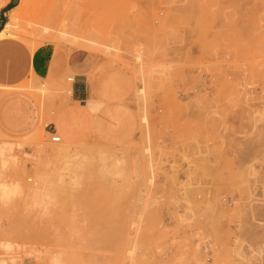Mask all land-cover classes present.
Instances as JSON below:
<instances>
[{
	"label": "rangeland",
	"instance_id": "1",
	"mask_svg": "<svg viewBox=\"0 0 264 264\" xmlns=\"http://www.w3.org/2000/svg\"><path fill=\"white\" fill-rule=\"evenodd\" d=\"M33 3L0 37L126 65L137 127L122 144L53 142L45 116L25 138L0 133V190H23L0 198V264H264V0ZM69 96L35 97L47 115Z\"/></svg>",
	"mask_w": 264,
	"mask_h": 264
},
{
	"label": "crops",
	"instance_id": "2",
	"mask_svg": "<svg viewBox=\"0 0 264 264\" xmlns=\"http://www.w3.org/2000/svg\"><path fill=\"white\" fill-rule=\"evenodd\" d=\"M8 12L14 7L7 4ZM0 12V18L6 14ZM3 23L0 21V30ZM0 37V133L25 138L40 129L62 135L70 142H89L99 137L111 144H122L137 127L134 109L127 105L135 80L130 69L95 62L91 54L67 50L53 44L32 52L23 42ZM15 38V37H14ZM17 39V38H16ZM69 73L71 95L50 114H44L39 100L18 89L29 78L56 86ZM92 102L97 110L89 106ZM125 102V104H124ZM60 137V136H59Z\"/></svg>",
	"mask_w": 264,
	"mask_h": 264
},
{
	"label": "bare ground",
	"instance_id": "3",
	"mask_svg": "<svg viewBox=\"0 0 264 264\" xmlns=\"http://www.w3.org/2000/svg\"><path fill=\"white\" fill-rule=\"evenodd\" d=\"M36 1H38V0H20V5L19 6H16V7H14V8H12L11 10H9L8 12H7V21L5 22V24H4V28L0 31V35L2 34H4V29H6L7 27H9L11 24H13V25H16V26H18V28H26L27 26H29V23H27V24H23L22 23V21L23 20H25L29 15H30V13H32V11L33 10H35L34 8H33V5H32V3L33 2H36ZM39 1H42V4H49L50 5V7H49V10L51 11V12H55V13H57V14H59V15H63L64 13H66V12H68L69 11V9H68V7L67 6H65V5H61L59 8H55V6L56 5H59V3L58 2H62L63 0H39ZM7 2H5V3H2L1 5H2V7H6L7 6ZM33 4H35V3H33ZM43 9H45V8H43ZM42 8H41V10H43ZM39 10H40V8H39ZM40 12V11H39ZM28 20V19H27ZM25 22V21H24ZM21 28V29H22ZM55 28H57V29H59L60 28V25L57 23L56 24V26H55ZM24 30V29H23ZM72 80V78H69V81H71ZM70 84H68V83H65V82H61V84H60V87H58L56 90H50V88L49 87H46L44 84H41V87H38V88H36V94H33L34 96H37L38 98H44V97H49V96H51V95H60V92L62 91V90H65V92L68 94V95H71V89H70ZM51 92H54L53 94H51ZM94 104L92 103V102H89V106L90 107H92ZM254 143V142H253ZM64 146H65V143L63 144V146H62V150L64 149ZM114 165L117 167V161L114 163ZM114 166V167H115ZM255 182V181H254ZM255 186V185H254ZM257 186V185H256ZM250 187V186H249ZM251 188V187H250ZM249 190V189H248ZM255 190V189H254ZM21 192H23V190H22V188L20 187V185L19 186H17V187H14V188H4V187H2V189L0 190V198L4 201V200H9L10 198H11V196L13 195V194H17V193H21ZM250 192V191H249ZM254 192V191H253ZM27 195H29V198H28V200H27V204L28 205H33V206H44V205H46V198L45 197H43V196H39V195H30V194H28L27 193ZM249 195V194H248ZM254 195H256V194H254ZM258 195H260V194H258ZM252 196V195H251ZM257 196V195H256ZM253 197V196H252ZM252 197L250 198V200L252 199ZM257 198V197H256ZM254 200H256V199H254ZM252 201V200H251ZM250 202V201H249ZM253 202V201H252ZM258 204H257V203ZM253 203H255V204H257V205H260L259 203L260 202H258V199H257V201H254ZM262 203V202H261ZM254 204V206H253V209H256L258 206H256ZM263 204V203H262ZM253 205V204H252ZM264 205V204H263ZM262 205V206H263ZM247 207H249V206H247ZM259 207H261V206H259ZM261 210H263L262 208H260ZM248 210V209H247ZM252 211V210H251ZM249 212H250V209H249ZM253 212V211H252ZM251 212V213H252ZM255 212H253V214H254ZM257 213V212H256ZM260 213V212H259ZM263 213V212H262ZM258 214V213H257ZM259 215V214H258ZM261 215V214H260ZM254 216V215H253ZM252 216V217H253ZM254 218H255V220H256V215L254 216ZM264 217H262V219H263ZM250 220V219H249ZM260 221H261V218H260ZM262 222H263V220H262ZM262 222H259V223H261V227H262ZM264 223V222H263ZM254 225V224H253ZM257 226V225H256ZM259 226V227H260ZM263 228H264V225H263ZM255 232V231H254ZM262 232V231H261ZM257 237V236H256ZM259 237H261V236H259ZM256 239V238H255ZM257 242V241H256ZM259 242V241H258ZM264 242V241H263ZM260 251V250H259ZM256 253V252H255ZM39 254H41L40 252H39ZM43 256V255H42ZM262 258H260V260H261ZM263 261V260H262ZM261 261V262H262ZM44 262L46 263V264H64L63 263V260H62V257L61 256H58V255H56V254H51V253H46V255H45V260H44ZM202 262V261H201ZM253 262V261H252ZM257 262V261H256ZM204 263H205V261H204ZM258 264V263H257Z\"/></svg>",
	"mask_w": 264,
	"mask_h": 264
},
{
	"label": "built area",
	"instance_id": "4",
	"mask_svg": "<svg viewBox=\"0 0 264 264\" xmlns=\"http://www.w3.org/2000/svg\"><path fill=\"white\" fill-rule=\"evenodd\" d=\"M51 139H52L53 142H56V143L61 141L60 137L58 135H56L55 133L52 134V138Z\"/></svg>",
	"mask_w": 264,
	"mask_h": 264
},
{
	"label": "water",
	"instance_id": "5",
	"mask_svg": "<svg viewBox=\"0 0 264 264\" xmlns=\"http://www.w3.org/2000/svg\"><path fill=\"white\" fill-rule=\"evenodd\" d=\"M19 0H13V3L16 4Z\"/></svg>",
	"mask_w": 264,
	"mask_h": 264
},
{
	"label": "trees",
	"instance_id": "6",
	"mask_svg": "<svg viewBox=\"0 0 264 264\" xmlns=\"http://www.w3.org/2000/svg\"><path fill=\"white\" fill-rule=\"evenodd\" d=\"M15 6V5H14Z\"/></svg>",
	"mask_w": 264,
	"mask_h": 264
}]
</instances>
